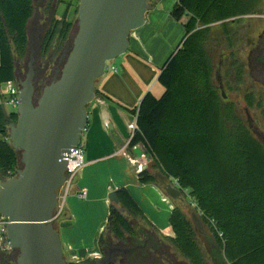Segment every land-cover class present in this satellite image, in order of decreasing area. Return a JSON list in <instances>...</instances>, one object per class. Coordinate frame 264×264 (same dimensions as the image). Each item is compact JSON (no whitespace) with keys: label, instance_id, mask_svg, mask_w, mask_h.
<instances>
[{"label":"trees","instance_id":"16d2710c","mask_svg":"<svg viewBox=\"0 0 264 264\" xmlns=\"http://www.w3.org/2000/svg\"><path fill=\"white\" fill-rule=\"evenodd\" d=\"M259 1L177 0L169 16L177 22L186 17L184 35L160 69L161 96L146 93L133 111L135 130L128 143L129 149L141 145L151 157L150 170L173 179L187 193L217 237L227 264H264V149L235 114L234 105L224 103L218 94L208 48L214 44L221 51L222 41L231 47L225 23L250 14ZM33 15V0H0V89L16 83V63L27 55ZM215 23L223 27L222 41L211 32ZM56 27L64 41L72 25L59 20ZM16 118L15 111L6 112L1 102L0 176L4 178L21 168L20 154L11 148L6 134ZM138 179L142 184L157 183L148 170L139 172ZM115 196L118 206L109 205L106 219L109 233L121 235L128 229L119 208L156 229L126 189L117 190ZM168 223L173 236L167 238L179 256L188 264H206L192 224L178 207ZM13 253L11 259L18 255ZM5 259L0 254V264L12 263Z\"/></svg>","mask_w":264,"mask_h":264},{"label":"water","instance_id":"95a60500","mask_svg":"<svg viewBox=\"0 0 264 264\" xmlns=\"http://www.w3.org/2000/svg\"><path fill=\"white\" fill-rule=\"evenodd\" d=\"M152 1L79 0L70 54L37 97L30 52L27 73L17 81V118L8 125L9 144L19 152L21 168L0 183V216L9 221V247L18 252L15 264H67L53 224L58 192L68 162H76L72 151L80 148L87 107L96 98L108 63L128 54L131 37L144 26ZM154 176L161 183L167 179ZM163 190L172 200H184L171 184ZM109 198L117 203L115 193Z\"/></svg>","mask_w":264,"mask_h":264},{"label":"crops","instance_id":"0c3cea01","mask_svg":"<svg viewBox=\"0 0 264 264\" xmlns=\"http://www.w3.org/2000/svg\"><path fill=\"white\" fill-rule=\"evenodd\" d=\"M61 9H64L63 5H59V10ZM158 12L162 13V18L165 20L164 16L169 11L165 12L161 8ZM55 18L61 19L57 15ZM143 29L135 34L137 42L130 43L128 54L121 56L118 64L120 70L115 66H108L107 70L110 71L106 70L95 100L87 107L88 124L82 136L85 138V150H83L85 166L77 174L69 198L66 199L64 212L66 220L58 223L57 227L59 234L60 230L68 232L67 228H71L70 231L76 226L80 228L78 230L80 235L71 240V243L80 244L77 251L69 242L62 243L65 253L71 256L69 258L75 257L73 260L68 258L69 261L76 262L96 255L97 242L106 224L105 211L112 203L109 197L121 188L126 189L138 205V196L149 198L154 213L160 214L165 211L168 219L173 208L179 207L163 190L168 184L179 189L173 179L167 178L161 183L160 178L154 177L158 180L155 184L139 182L138 173L142 168L153 176L155 174L165 176L157 170H150L151 157L141 145L128 148L130 133L126 138L122 132L125 124H135L136 114L133 111H137L142 98L151 91L152 82L157 80L159 74L147 62V60L155 61L153 55L155 52L151 53L147 49L149 38L145 37ZM15 72L17 75L18 71ZM82 190L87 193L86 200H81L77 196ZM149 193L151 198L147 196ZM155 198H158L162 206L156 204ZM139 207L141 208L140 205ZM142 211L150 223L157 227L154 224L156 221L147 215L144 209ZM80 221L81 223H78ZM169 230L172 231L169 223L164 230L160 229L166 235H169ZM92 244H95V247Z\"/></svg>","mask_w":264,"mask_h":264},{"label":"rangeland","instance_id":"374dc122","mask_svg":"<svg viewBox=\"0 0 264 264\" xmlns=\"http://www.w3.org/2000/svg\"><path fill=\"white\" fill-rule=\"evenodd\" d=\"M78 1L79 0H60L61 2L60 5H63L64 9H61L60 11L58 6L57 11L55 10L54 12L57 16L61 18L60 20L63 21V19L64 20L66 19L72 25L64 41L62 39L60 40V36L58 34L59 32L58 31L59 28H58L57 32L55 33V36L51 39V43L48 47V50L45 49L46 50L45 52V50L44 49L42 50V47L40 46L41 36L38 33V31L34 29L28 32L29 36H31V39L29 40L31 48L28 45L27 55L25 56L24 59L16 63V70L17 71L19 70L21 79H24L27 73V64L29 61L30 52L34 61L33 66L36 72L40 71L41 65L45 62V59L47 57H51L49 71H48V74H51L54 71L58 58L60 57L61 50L63 48H67L68 52L61 65L62 68L63 64L65 63L67 57L70 54L72 47V40L74 35L76 34ZM176 2L177 0H153L151 4L154 5V7L149 11L148 18L144 26L134 31V35L131 37L132 43L137 42V39L135 38V34L139 33L144 28L143 29L144 35L146 38L147 36L149 38L147 49L151 53L155 52L153 54L155 56V61L153 62L147 60V62L152 67V69L157 73H160V69L162 65L175 50V48L177 47V45L179 44V42L181 41L184 35V28L182 24L186 21V17H184L183 20L177 22L171 19L169 16L170 11L172 10ZM35 4L37 7L38 4L36 3V1ZM161 8L164 9L165 12L169 11L167 12L166 16H164L165 20H163L162 18L163 16L162 13L158 12L161 11ZM62 12L64 16L62 15ZM39 14H43V11L42 10L39 11ZM249 16L255 18L244 19V21H241L236 24L225 23L226 28L232 37L231 47H227L226 42L222 41L223 39H221L223 35L222 34L223 27L221 23L213 24L211 26V32L217 37L218 40L221 39L220 41H222L221 43L222 48L221 51L220 50L216 51L214 44H210L209 45L210 48H208V50L214 65L212 80L214 86L218 91V94L221 96V99L224 103L226 104L229 103L234 105L235 114L243 122V124L248 129L252 137L264 149V141H263L264 86L263 84L256 83L255 79L252 78V76L250 77L248 75L250 71L248 70L247 67V55H248V48L246 43L247 38L244 36V33L249 28L250 33L248 34V37H250L251 40H254L257 38L258 34L264 29V0L259 1V5L258 6L256 5L254 10L250 12ZM32 26L34 28L39 29L38 23H34ZM235 51H237L235 54L236 56H230V54L235 53ZM120 58L121 57H119V60H114L112 62H109L108 66L109 67L115 66L117 67L118 70H120V67L118 66V64L120 63ZM149 92L155 97H160V95L163 93V87L155 79V81L152 82L151 91ZM1 95L3 96H0V100L4 104V109L7 112L15 111L16 108H13L8 104H5L4 99L7 98L6 94H1ZM247 95L251 103L250 106L247 104V98H245L247 97ZM258 101L260 102V107H257ZM246 112H249L254 120L252 128H249L247 124ZM131 126L132 123H129L127 125L125 124V127H122V132L126 138L128 137V133H131L132 131ZM6 134L8 135V129ZM80 146L83 148V150H85V138L83 137ZM83 154L85 160V151L83 152ZM59 195L61 197L64 195V189L60 191ZM147 196L151 198L150 193ZM183 198L184 200L182 201V203L175 201L176 205L179 206L178 207L179 210L192 224L196 241L202 252L206 264H227V262L224 259L223 251L218 242L217 237L210 230L207 223L200 218L199 213L195 211L194 204L188 198L186 192H183ZM137 201L139 202L141 208L144 209L146 214L151 216V218H153L156 221V223L154 224L157 226L156 228L157 233L160 234L163 238H165L166 236L172 237L173 236L172 231L169 230L170 232L169 235H166L160 231V229L162 228L164 230L166 225L168 224V214L165 213V211H162L164 213L155 214L154 211L152 210L153 204L149 200V198L146 197L141 198L138 196ZM155 202H157L156 204L162 206L158 198H155ZM66 204H67V200H65L64 210L60 218L57 220L58 222H56V220L53 222L55 227H58V223L60 224V222L66 220V217H64ZM107 212H108V207L107 210L105 211V218L107 216ZM126 218L133 224L138 225L140 228L146 227L144 222L139 220L138 218H133L129 215H126ZM78 223H81V221ZM70 229L71 228L66 229L69 230L68 232L60 230L59 235H60L61 243L65 244L66 242H69L70 245L74 247V250L77 251L79 249L78 246L80 244L71 243V240L75 239L78 234L80 235V233H78V230L80 228L76 226L75 228L72 229V231H70ZM92 246L95 247V244H92ZM65 251H66L65 248H63L65 259L68 260V258L71 256H68L67 253H65ZM3 255L7 257V260L5 259L6 262L11 260L12 261L11 264H15V258L11 259L12 256L14 255L13 252L11 254H3ZM74 258H69V259L73 260Z\"/></svg>","mask_w":264,"mask_h":264},{"label":"flooded vegetation","instance_id":"af4514ba","mask_svg":"<svg viewBox=\"0 0 264 264\" xmlns=\"http://www.w3.org/2000/svg\"><path fill=\"white\" fill-rule=\"evenodd\" d=\"M33 1L34 4L36 1L38 6L36 7V4L34 6V15L29 23V32L34 29L37 30L41 36L40 46L42 47V50H48L51 39L57 32L56 23L59 21L55 18L56 14L54 12L55 10L57 11V7L61 4V2L60 0ZM41 10L43 11V14H39V11ZM249 15L250 14L238 16L229 20L228 23L236 24L244 21V19L255 18L250 17ZM63 21L66 24H71L66 19H63ZM34 23H38L39 29L32 26ZM58 31H60V29ZM249 33L250 30L248 28L244 33V36L247 38L246 43L248 48L247 67L250 71L248 75L250 77L252 76L256 83L263 84L264 86V29L254 40H251V38L248 37ZM30 39L31 36H29V40ZM29 46L31 48L30 41ZM237 51L230 54V56H236L235 54ZM67 52V48H63L61 50L60 57L58 58L54 71L51 74H48L51 57H47L45 59V62L41 65L40 71H35V97L38 96L40 90L45 85L49 84L53 80L56 73L60 71ZM16 78L17 84V81L21 79V77L17 74ZM245 98H247V104L250 106L251 103L248 95ZM257 103V107H260V102L258 101ZM246 121L249 128H252L254 120L249 112H246ZM113 204L118 206V202ZM119 209L120 213L128 223V229L124 230L123 234L115 236L109 233L105 224V227L99 236L102 240L100 242L98 239L97 242L96 255L93 257H86L76 262L66 260L67 264H188L182 257L179 256L178 252L169 242L167 236L163 238L157 233V230L154 227L148 226L145 223L146 227L140 228L138 225L127 220L126 215L129 214L123 208ZM55 220L58 222L57 219Z\"/></svg>","mask_w":264,"mask_h":264},{"label":"built area","instance_id":"2783aa9c","mask_svg":"<svg viewBox=\"0 0 264 264\" xmlns=\"http://www.w3.org/2000/svg\"><path fill=\"white\" fill-rule=\"evenodd\" d=\"M1 94H6L7 96V98L4 99L5 104H8L13 108H16L17 98L19 94V88L16 83L9 82L4 84L0 89V95ZM131 128L132 131L130 134L134 132L135 124H132ZM72 152L76 162H68L67 170H66V181L61 189V190L64 189V195L61 197L59 195L61 190L58 192V206L55 212V219L57 220L60 218V216L63 213L65 200L67 199L71 189L75 184L77 174L85 166L83 148L80 146L79 149H76ZM14 175L15 174H9V176L6 178L0 176V183L5 179L13 177ZM77 196L81 200H86L87 193L85 190H82L81 192H79ZM7 225H9L8 219L0 216V254H11L13 252V250L9 247V241L7 239V229H6Z\"/></svg>","mask_w":264,"mask_h":264}]
</instances>
